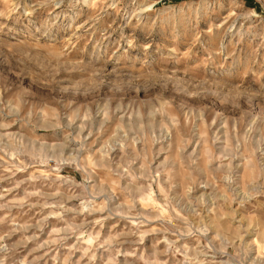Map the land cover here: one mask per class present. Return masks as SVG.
Here are the masks:
<instances>
[{
  "label": "rangeland",
  "instance_id": "obj_1",
  "mask_svg": "<svg viewBox=\"0 0 264 264\" xmlns=\"http://www.w3.org/2000/svg\"><path fill=\"white\" fill-rule=\"evenodd\" d=\"M90 57L204 79L223 65L239 106L202 118L185 108L187 129L178 114L171 137L159 116L148 123L160 141L152 180L130 149L105 158L107 134L92 149L103 168L94 155L83 168L58 166L83 153L46 129L55 118L77 134L81 120L67 117L84 106L60 90L66 69ZM0 109L12 112L0 116L2 264H264V0H0ZM89 111L100 126V107Z\"/></svg>",
  "mask_w": 264,
  "mask_h": 264
},
{
  "label": "clouds",
  "instance_id": "obj_2",
  "mask_svg": "<svg viewBox=\"0 0 264 264\" xmlns=\"http://www.w3.org/2000/svg\"><path fill=\"white\" fill-rule=\"evenodd\" d=\"M147 47L149 46L146 45L145 48ZM223 52L222 49L221 55ZM224 59L227 60V57L225 56ZM141 64H143L142 70L137 71L136 69L141 68ZM153 64L154 61H141V63L130 61L110 67H97V62L90 57L82 67L66 69L69 74L63 77L64 84L60 91L66 95L62 98L78 106H84L83 113L75 118L69 115L67 119L75 124L76 118H79L81 123L77 125L76 135H73V129L61 124L55 118L46 130L54 137L63 134L66 141L70 140L78 145V151L83 155L79 161L56 158L58 166L76 163L83 168L94 155L98 166L103 168L105 165L99 158L100 154L92 153V149L94 140H99L101 136L107 134L106 146L102 150L105 158L109 151L119 148L125 154L123 158L127 159L130 149L136 158L146 161L143 177L140 178L152 180L151 148L160 141L150 132L146 133L148 123L155 124L156 117L159 116L162 131L171 137L173 132L179 134L181 131L178 114L185 116L184 127L187 129L188 113L184 112L185 108L199 109L202 118L204 111H229L239 106L242 93L234 83L235 72L231 68H223L221 65L220 70L214 69L204 73L203 75L207 77L204 79L188 72L180 76L176 73L152 71ZM128 104L132 105V111L125 113L121 105ZM67 106L70 108L71 103ZM97 106L100 107L99 116L103 121L98 127L93 125L89 111V108L94 109ZM14 111L19 112L20 109L15 108ZM122 113L128 115L130 119L135 117L139 121L138 127L134 130H126ZM85 114L88 116L87 122H84ZM5 115H12V112L5 113L0 109V116ZM137 144L144 145L143 156L137 152ZM32 158L39 163H47L54 157L45 156L41 159L40 155L36 154ZM55 194L59 195V193Z\"/></svg>",
  "mask_w": 264,
  "mask_h": 264
}]
</instances>
